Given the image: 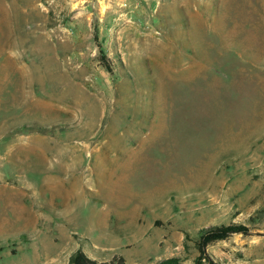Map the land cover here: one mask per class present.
Returning a JSON list of instances; mask_svg holds the SVG:
<instances>
[{
    "label": "rangeland",
    "instance_id": "374dc122",
    "mask_svg": "<svg viewBox=\"0 0 264 264\" xmlns=\"http://www.w3.org/2000/svg\"><path fill=\"white\" fill-rule=\"evenodd\" d=\"M230 223L205 253L264 264V0H0V264H194Z\"/></svg>",
    "mask_w": 264,
    "mask_h": 264
},
{
    "label": "trees",
    "instance_id": "16d2710c",
    "mask_svg": "<svg viewBox=\"0 0 264 264\" xmlns=\"http://www.w3.org/2000/svg\"><path fill=\"white\" fill-rule=\"evenodd\" d=\"M104 58V57H103ZM104 68L110 72V68L107 64L104 63ZM249 227L241 223H230L228 225H210L204 227L198 231V250L199 257L196 259L194 264H204V261L207 264H217L215 263L206 253L205 248L217 241L225 240L233 234H242L244 236L249 235ZM115 262L119 264H124L122 259H117ZM69 264H108V263H99L92 258L85 255L81 250H78L72 253L69 257ZM109 264H114L109 262ZM157 264H181L178 259L170 258L160 261Z\"/></svg>",
    "mask_w": 264,
    "mask_h": 264
}]
</instances>
